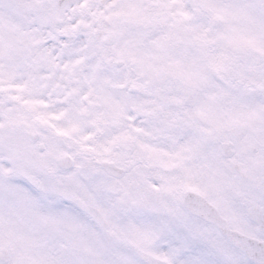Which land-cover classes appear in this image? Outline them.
<instances>
[{"label":"snow or ice","instance_id":"obj_1","mask_svg":"<svg viewBox=\"0 0 264 264\" xmlns=\"http://www.w3.org/2000/svg\"><path fill=\"white\" fill-rule=\"evenodd\" d=\"M0 264H264V0H0Z\"/></svg>","mask_w":264,"mask_h":264}]
</instances>
